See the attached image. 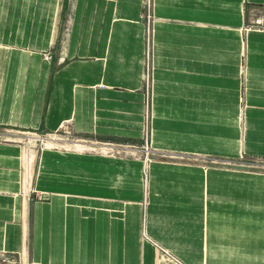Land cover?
Instances as JSON below:
<instances>
[{
  "label": "crops",
  "instance_id": "obj_1",
  "mask_svg": "<svg viewBox=\"0 0 264 264\" xmlns=\"http://www.w3.org/2000/svg\"><path fill=\"white\" fill-rule=\"evenodd\" d=\"M261 8L0 0L1 264H264Z\"/></svg>",
  "mask_w": 264,
  "mask_h": 264
},
{
  "label": "built area",
  "instance_id": "obj_2",
  "mask_svg": "<svg viewBox=\"0 0 264 264\" xmlns=\"http://www.w3.org/2000/svg\"><path fill=\"white\" fill-rule=\"evenodd\" d=\"M151 3H152V0H148V4L150 5V8H151ZM253 27L255 28H264V8H261V9H257L255 11V16H254V20H253ZM151 116L149 110L146 112V119H145V124H146V138H147V141H146V144L142 147V149H138L137 147L135 146H115V145H112V144H98L97 146L100 147V152L104 153L105 155H108V156H117V155H120V153L122 152H128V151H132V152H140L142 154H144L145 156V162L149 161L150 158L154 155V152L151 148V146L149 145V117ZM24 140L27 141V142H37V143H40L42 144L44 147L47 146L48 144L50 145H55V144H59L62 142V140L60 139V137L58 136V134H53V135H50V136H45V137H42V136H37L35 134H31V133H28V134H25L24 136ZM65 142L67 143H70V145L72 146L73 145H79L81 144L80 142H78L77 140H64ZM67 145H64V147H66ZM147 168V166H146ZM146 173H147V169H146ZM39 197L41 198V195H39ZM1 263H4V261H0V264ZM9 264H33V263H29V262H13V263H9Z\"/></svg>",
  "mask_w": 264,
  "mask_h": 264
},
{
  "label": "rangeland",
  "instance_id": "obj_3",
  "mask_svg": "<svg viewBox=\"0 0 264 264\" xmlns=\"http://www.w3.org/2000/svg\"><path fill=\"white\" fill-rule=\"evenodd\" d=\"M151 128H152V118L149 117V145L150 146H151V144H150V141H151ZM146 141H147V138L145 137L144 145L146 144ZM121 146L125 147V146H130V145H121ZM132 153H133L132 151L122 152V154L120 153V155H117L115 157H118V156L123 157V158H128V157H133V158L137 157L138 158V157H140L141 159L143 157V161H144L143 162L144 163L143 172H144L145 180H147L148 179V168H149V164L151 162L152 157L150 158L149 161L145 162L146 161L145 160V156L144 155L142 156L141 155L142 153H140V152H138L139 154L138 153H136V154L133 153L132 154ZM146 166H147V168H146ZM146 169H147V173H146ZM158 250L160 251V253L165 255V257L167 258V261H169L170 264H183V262H181L178 258L174 257L168 251L160 248L159 246H158Z\"/></svg>",
  "mask_w": 264,
  "mask_h": 264
}]
</instances>
